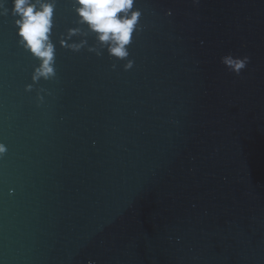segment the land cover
<instances>
[{
  "label": "water",
  "instance_id": "obj_1",
  "mask_svg": "<svg viewBox=\"0 0 264 264\" xmlns=\"http://www.w3.org/2000/svg\"><path fill=\"white\" fill-rule=\"evenodd\" d=\"M55 3L48 79L0 15V264H264V0H135L125 59Z\"/></svg>",
  "mask_w": 264,
  "mask_h": 264
},
{
  "label": "clouds",
  "instance_id": "obj_2",
  "mask_svg": "<svg viewBox=\"0 0 264 264\" xmlns=\"http://www.w3.org/2000/svg\"><path fill=\"white\" fill-rule=\"evenodd\" d=\"M134 5L135 0H72V9L77 17L76 23L86 25L87 31L94 33L99 44L106 46L108 53L117 59L128 57L127 46L130 45L137 30L141 12L135 9ZM55 7V0H11L9 9L5 0H0V15L11 14L15 18L18 44L40 61L34 70L33 81L41 77L48 79L55 76V48L51 42ZM167 14L171 15V10ZM80 32V28L68 29L69 35ZM71 47L78 50L80 45L74 44ZM223 62L239 75L249 63V57L241 59L229 56L225 57ZM131 67L132 61H128L125 69ZM30 89L31 85L26 86V90ZM6 152V146L0 143V156Z\"/></svg>",
  "mask_w": 264,
  "mask_h": 264
}]
</instances>
